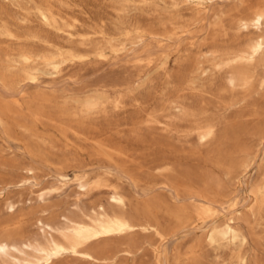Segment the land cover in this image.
<instances>
[{"label": "rangeland", "instance_id": "obj_1", "mask_svg": "<svg viewBox=\"0 0 264 264\" xmlns=\"http://www.w3.org/2000/svg\"><path fill=\"white\" fill-rule=\"evenodd\" d=\"M256 1L0 0V229L52 220L67 248L37 264H264V65L210 66L264 33L238 23ZM116 190L143 227L74 251L64 217ZM225 223L245 241L209 243Z\"/></svg>", "mask_w": 264, "mask_h": 264}, {"label": "bare ground", "instance_id": "obj_2", "mask_svg": "<svg viewBox=\"0 0 264 264\" xmlns=\"http://www.w3.org/2000/svg\"><path fill=\"white\" fill-rule=\"evenodd\" d=\"M42 15L45 18L48 17L43 11ZM263 22L264 0H257L253 9L248 14L238 19L240 27L245 29L250 25L259 28ZM213 52L214 51H212L213 58L210 60V66L213 69L218 70L224 67L228 68V70H226V80L230 86L235 87L237 84L248 86L251 83L250 78L252 74L247 70L246 65H264V33L259 34L256 38L248 41L242 48L223 52L218 56H215ZM30 76L28 78H30ZM33 78H31V80H33ZM262 84L263 81H261L260 85L262 86ZM213 132V125L205 126L199 132V137L201 140H206L212 136ZM248 166L250 167L249 163L245 164L244 168L247 169ZM21 169L25 170L27 173H33L34 168L32 165H27L22 166ZM18 182V180H15L13 184H17ZM87 186V182H81L79 184V187L83 189ZM258 189L259 184L253 183L248 187L247 191L250 196L252 195L255 197L258 203H261L263 199L259 197ZM25 200L26 197L21 194L17 198L9 199L6 202V206L11 210L17 204L23 203ZM125 200L126 196L116 190L109 194L107 204H98L99 208L94 210V216L85 215L87 220L84 218L78 219L65 216L64 218L68 221L69 226L67 227V231L63 232L62 235L67 244L74 251H77V247L82 246L91 240L108 238L129 232L136 227H143L140 221L132 220L131 216L123 211ZM229 207L230 206H228V208ZM35 222L42 231L43 237L41 238L26 236V232L19 228L6 230L0 229V264H37L40 261L48 262L53 256L66 250L67 247L60 243L54 235L49 233V231L56 230L52 220L44 217H37ZM210 228L211 229L206 237L211 244L218 243V245H224L223 242L226 239H229L232 244H241L245 241V236L231 223H225L222 226L214 225ZM14 252L26 255V257L19 258ZM85 254L90 256V253L88 252H85ZM175 264L181 263L176 262Z\"/></svg>", "mask_w": 264, "mask_h": 264}]
</instances>
